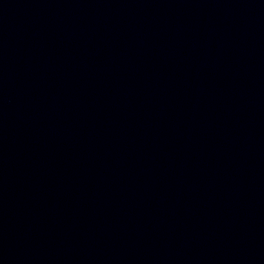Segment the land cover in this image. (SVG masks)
Wrapping results in <instances>:
<instances>
[{
  "label": "water",
  "instance_id": "1",
  "mask_svg": "<svg viewBox=\"0 0 264 264\" xmlns=\"http://www.w3.org/2000/svg\"><path fill=\"white\" fill-rule=\"evenodd\" d=\"M0 264H264V0H0Z\"/></svg>",
  "mask_w": 264,
  "mask_h": 264
}]
</instances>
